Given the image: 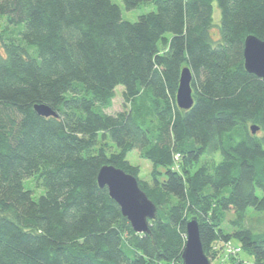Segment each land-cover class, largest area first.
Segmentation results:
<instances>
[{"label":"trees","instance_id":"trees-1","mask_svg":"<svg viewBox=\"0 0 264 264\" xmlns=\"http://www.w3.org/2000/svg\"><path fill=\"white\" fill-rule=\"evenodd\" d=\"M121 1L155 10L131 23L111 0H0V264H182L191 218L209 261L230 243V264H264V80L243 59L247 36L264 41V0ZM118 86L122 110L108 114ZM134 149L150 183L126 159ZM108 164L155 205L148 233L98 186ZM249 209L260 228L245 225Z\"/></svg>","mask_w":264,"mask_h":264},{"label":"water","instance_id":"water-1","mask_svg":"<svg viewBox=\"0 0 264 264\" xmlns=\"http://www.w3.org/2000/svg\"><path fill=\"white\" fill-rule=\"evenodd\" d=\"M243 59L245 70L264 80V41L255 36L244 40ZM192 75L188 67L181 70L176 91V103L179 109L188 110L193 105ZM35 112L43 117L55 116L46 106H35ZM252 134L258 127H250ZM100 188H107L109 196L118 204L122 216L130 223L134 232L148 233L149 221L155 218V205L139 188L137 180L113 165H104L97 174ZM186 240L181 255L182 264H210L206 257L199 234L198 221L191 218L185 225Z\"/></svg>","mask_w":264,"mask_h":264},{"label":"rangeland","instance_id":"rangeland-1","mask_svg":"<svg viewBox=\"0 0 264 264\" xmlns=\"http://www.w3.org/2000/svg\"><path fill=\"white\" fill-rule=\"evenodd\" d=\"M111 2L120 8L122 20L131 23L135 22L139 16L155 10V7L152 4L140 6L132 10H127L125 9L121 0H111ZM219 17H220V13L217 7L214 5L213 19L215 24H218ZM211 33L214 39H218L219 34L216 27L212 29ZM122 90L123 88L121 86H118L115 89V98L113 99L112 107L109 110H107L108 114H113L122 110L123 107L122 98H121ZM257 132L258 130L255 133ZM126 159L131 165L139 168V179L147 181L148 183L151 182L152 165L148 160L140 158L138 151L136 149L130 151L126 156ZM24 186L32 191L34 198H37L41 193H43L42 188L38 186V183L34 176L26 179L24 181ZM257 215H258L257 212H254L249 209L246 214L245 225L252 226L255 229L260 228L263 222L260 219L261 216L258 217ZM231 218H232V213L228 212L225 215V219L221 224V228L229 231L231 229V226L229 225L230 223L229 221L231 220ZM210 254H211L210 264H230L231 262L230 260L226 259V253L224 251V248L221 250H217L216 248H213ZM240 255L241 254H239V256Z\"/></svg>","mask_w":264,"mask_h":264},{"label":"built area","instance_id":"built-area-1","mask_svg":"<svg viewBox=\"0 0 264 264\" xmlns=\"http://www.w3.org/2000/svg\"><path fill=\"white\" fill-rule=\"evenodd\" d=\"M223 248H224L226 255L232 258H238L241 252L240 248H238L237 246H233V244H230V243L225 244ZM239 264H248V263L246 261H242V262H239Z\"/></svg>","mask_w":264,"mask_h":264}]
</instances>
